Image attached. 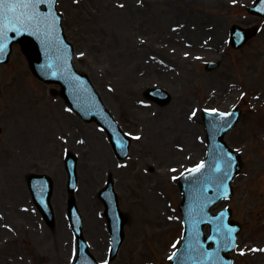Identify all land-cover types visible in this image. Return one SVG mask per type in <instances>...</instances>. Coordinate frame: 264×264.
Here are the masks:
<instances>
[{
	"label": "rangeland",
	"instance_id": "1",
	"mask_svg": "<svg viewBox=\"0 0 264 264\" xmlns=\"http://www.w3.org/2000/svg\"><path fill=\"white\" fill-rule=\"evenodd\" d=\"M255 1H58L76 67L124 130L140 139L125 161L117 160L106 134L52 96L59 87L36 79L15 46L10 62L0 67V264L74 263L66 218L68 151L79 159L76 196L98 261L108 263L110 247L98 195L112 176L128 223L125 243L108 264H170L183 230L176 179L206 152L197 120L203 109L229 112L236 106L242 117L226 142L241 153L245 167L234 182V198L215 211L230 207L243 224L236 264H264V19L246 10ZM233 25H258L260 33L233 50ZM209 61L221 66L208 72ZM152 87L169 91L171 102L147 100L144 92ZM32 172L53 178L54 230L31 200L25 178Z\"/></svg>",
	"mask_w": 264,
	"mask_h": 264
},
{
	"label": "water",
	"instance_id": "2",
	"mask_svg": "<svg viewBox=\"0 0 264 264\" xmlns=\"http://www.w3.org/2000/svg\"><path fill=\"white\" fill-rule=\"evenodd\" d=\"M42 6H45L46 9L42 10ZM55 6L56 4H42L38 8V11L44 15H50L49 8H51L52 12L55 13V17L59 18L52 35L49 36L46 29L38 31L36 27L22 26L17 23L16 27L19 28V31H7L3 41H0L5 44L3 52L0 53V63H6L8 61V56L11 52V45L15 42H19L30 61L31 69L34 74L46 82L61 83L63 85L62 94L66 100L87 122L96 120L107 130L116 149L120 150V157L123 158L127 155L130 144L129 140L122 133V131H120L112 117L104 109L99 97L87 80V76L73 68L71 63L74 54L73 47L66 42L61 28V17L57 14ZM251 12L257 13L258 9L253 8L251 9ZM256 32V28L243 30L239 27H234L233 46L236 48L241 47L248 41V39L253 37ZM147 96H151L162 103L169 100V96L161 90H150L147 92ZM215 129L216 125H213L211 130L215 131ZM215 140L214 152H217L221 159L219 162H216L215 165L218 164L220 170L216 171V166L212 170L211 168L214 165L212 164L208 172H205L206 170H202L199 173H193L196 177L192 179L191 184L185 181L181 182L182 191L185 195V203L182 204L181 208L184 211V214L186 212L187 223L189 222L195 232L194 240L196 244L201 247V249L195 250L194 246H191L188 252L190 253L189 259L191 260V264H229L230 259L226 253L233 249L237 233L241 228L239 224L230 222L225 212H221L216 217H212L209 212L211 206L225 196L224 192H227L230 189V181L234 179L242 168L239 156L229 153L230 151L222 142V135L220 137L217 135ZM229 157H231L230 162L232 167L230 169H226L225 160ZM211 170L212 172H210ZM225 171H228L230 178L225 177ZM220 181H223L226 185V189H222L218 186ZM29 187L32 192L33 199L39 206L46 221L53 225V211L50 205L52 184L50 180L45 176H31L29 179ZM104 193L106 194V192ZM104 193L102 196H105ZM197 205L202 208V211H199V214L195 216L196 220L199 222L194 223L193 216L195 215L194 210L197 209ZM72 207L73 206H71V209ZM70 211L72 212V210ZM109 213L110 212H108V215L110 218L114 254H116V251L123 239L121 230L123 222L121 218L111 216ZM221 219L223 224L228 228L235 229L232 233L231 241L222 239V234L217 232V227ZM207 222L214 223L216 230L209 239H204L202 228ZM79 227L81 228V225ZM77 234L79 237L80 257L76 264H95L94 258L89 254L79 229H77ZM223 236L227 237L226 231L223 232ZM204 242L206 245H204ZM209 242L215 244L216 246L218 244V249H215L216 255L213 253L205 256L203 260H195L200 254H205L206 247H208ZM179 253L180 257L178 263L177 260H174L173 264H184V261H186V257L182 260L181 256H184L187 253V250L182 249ZM216 258L218 260L217 263Z\"/></svg>",
	"mask_w": 264,
	"mask_h": 264
},
{
	"label": "snow or ice",
	"instance_id": "3",
	"mask_svg": "<svg viewBox=\"0 0 264 264\" xmlns=\"http://www.w3.org/2000/svg\"><path fill=\"white\" fill-rule=\"evenodd\" d=\"M56 3L57 0H0V41H3L7 31H19V28L16 27L17 23L22 26L36 27L38 31L46 29L48 35L51 36L59 18L55 17V13L52 12L51 8H49L50 15L41 14L38 11V8L42 4L55 5ZM4 47L5 44L0 42V53L3 52ZM228 115H231V113ZM135 139H140V137L137 136ZM230 160L231 157L225 160L226 169H230L232 167ZM204 167L205 165L202 162L196 168L189 169V172L199 173L204 169ZM215 170H220L218 164L216 165ZM173 171H175V169H173ZM224 175L225 177L230 178L228 171H225ZM218 186L222 189H226V185L223 181H220ZM224 195H227L226 191L224 192ZM194 211L195 215L193 216V221L194 223H198L199 221L196 220L195 216L199 214V211H202V208L197 205V209ZM225 231L227 232V237L223 236V232ZM234 231L235 229L228 228L224 225L221 219L217 227V232L222 234V239L231 241L232 233ZM253 251H255V249H253ZM241 255H243V252H241ZM170 259H172V257H170Z\"/></svg>",
	"mask_w": 264,
	"mask_h": 264
},
{
	"label": "bare ground",
	"instance_id": "4",
	"mask_svg": "<svg viewBox=\"0 0 264 264\" xmlns=\"http://www.w3.org/2000/svg\"><path fill=\"white\" fill-rule=\"evenodd\" d=\"M189 33H191V32H189ZM185 34V33H184Z\"/></svg>",
	"mask_w": 264,
	"mask_h": 264
}]
</instances>
